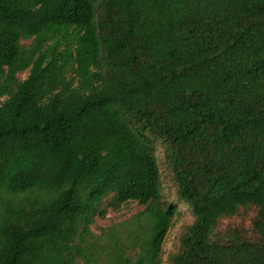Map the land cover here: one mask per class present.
<instances>
[{
  "label": "trees",
  "instance_id": "trees-1",
  "mask_svg": "<svg viewBox=\"0 0 264 264\" xmlns=\"http://www.w3.org/2000/svg\"><path fill=\"white\" fill-rule=\"evenodd\" d=\"M0 98V264H264V0H0Z\"/></svg>",
  "mask_w": 264,
  "mask_h": 264
},
{
  "label": "rangeland",
  "instance_id": "rangeland-1",
  "mask_svg": "<svg viewBox=\"0 0 264 264\" xmlns=\"http://www.w3.org/2000/svg\"><path fill=\"white\" fill-rule=\"evenodd\" d=\"M29 44V43H27ZM28 76V72L20 74V79L24 80ZM4 101V98H0V104ZM144 207L138 205L137 203H129L128 205L123 206L119 211H114L113 209H109L107 216L105 219H97L96 224L92 227V230L95 234L99 235L103 230L110 228V227H118L119 225L126 223L127 221L131 220L135 215L142 212ZM253 214H251L246 220L242 219H233L229 221H225V225H230L233 223H241L244 222L245 227L249 228L251 223V218ZM189 217L186 216L184 220L178 223L169 233L164 250L165 256L164 264H167L168 255L173 253L176 250V244L178 241V237L184 225L189 222Z\"/></svg>",
  "mask_w": 264,
  "mask_h": 264
}]
</instances>
